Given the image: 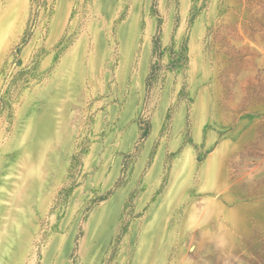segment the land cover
Wrapping results in <instances>:
<instances>
[{
	"label": "rangeland",
	"instance_id": "rangeland-1",
	"mask_svg": "<svg viewBox=\"0 0 264 264\" xmlns=\"http://www.w3.org/2000/svg\"><path fill=\"white\" fill-rule=\"evenodd\" d=\"M0 264H264V0H0Z\"/></svg>",
	"mask_w": 264,
	"mask_h": 264
},
{
	"label": "crops",
	"instance_id": "crops-1",
	"mask_svg": "<svg viewBox=\"0 0 264 264\" xmlns=\"http://www.w3.org/2000/svg\"><path fill=\"white\" fill-rule=\"evenodd\" d=\"M11 197H13V193H12V196ZM13 208H14L13 205H8V207L6 209L7 213H10L11 211H13ZM10 219H11L10 216H7V217L4 218V226H3V231L4 232H7L6 229H7L8 225L12 224V221Z\"/></svg>",
	"mask_w": 264,
	"mask_h": 264
}]
</instances>
